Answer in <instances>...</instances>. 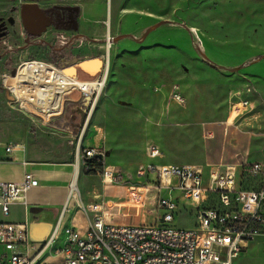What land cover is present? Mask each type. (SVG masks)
<instances>
[{
  "label": "rangeland",
  "instance_id": "374dc122",
  "mask_svg": "<svg viewBox=\"0 0 264 264\" xmlns=\"http://www.w3.org/2000/svg\"><path fill=\"white\" fill-rule=\"evenodd\" d=\"M19 1L0 0V12L18 7ZM27 2L41 9L77 7L78 27L48 26L40 36L31 37L16 18V24L3 30L0 140L31 150L36 158L76 165L78 134L86 118L82 93L68 94L60 115L33 117L9 103L15 97L2 76L14 75L19 64L30 59L57 63L56 54L64 60L59 66L64 70L86 60H100L94 71L77 68L79 79H91L106 70L105 85L79 145L94 146L103 153L101 170L111 171L113 178L84 173L83 179L79 166L80 178L73 189L79 201L72 195L66 200L58 234L44 254L61 246L66 229L79 230L89 223L92 214L83 209L88 204H101L100 214L107 215L108 221H154L159 215L154 207V176L148 177L145 194L146 189L135 188L142 192L140 201L128 193L129 186L140 185L136 169L147 161V142L159 145L162 156L154 160L158 163L199 166L206 153L216 157L219 139L225 143L224 153L234 158L264 160V0ZM172 84L184 94V105L168 97ZM239 103L243 107L239 105L238 110ZM207 130L213 132V139L205 137ZM112 184L113 194L108 190ZM167 191L161 194L169 196ZM178 195L173 189L172 198L180 207L191 206ZM194 221L188 210L175 213L176 226L191 228ZM50 257L59 260L53 254ZM233 264H264V249L250 244Z\"/></svg>",
  "mask_w": 264,
  "mask_h": 264
},
{
  "label": "built area",
  "instance_id": "2783aa9c",
  "mask_svg": "<svg viewBox=\"0 0 264 264\" xmlns=\"http://www.w3.org/2000/svg\"><path fill=\"white\" fill-rule=\"evenodd\" d=\"M106 41L108 44L109 37ZM33 60L22 61L14 75L2 76L4 85L7 78H11L21 92L18 107L29 116L50 118L60 115L66 96L78 91L89 97L84 107L87 121L105 85L106 73L86 80L65 74L60 79H53L48 73H61L64 69L59 66L63 62L35 60L44 65L45 71L41 85L34 88L29 82L17 79L18 69ZM6 87L13 93V101L17 102L13 90L8 85ZM167 95L178 105L186 102L177 84L169 87ZM239 105L242 108L243 103L237 105L238 110ZM85 124L78 134L79 143ZM213 135L210 130L205 133L207 139ZM79 143L77 172L81 166L84 173L87 159L99 154L104 158V154L94 146L80 147ZM16 146L7 144L6 151L12 152ZM144 152L147 161L136 169V175L141 179L138 186L146 189L145 194L149 187L148 177L154 176V207L159 215L149 223H115L106 221L100 214L101 204L83 206L92 218L84 232L65 230L64 242L50 252L59 257L54 264H231L251 242H259L264 248V160L243 158L238 163L211 164L204 169L190 164L155 162L162 152L154 142H147ZM100 174L110 180L113 178L111 171ZM37 185L38 180L29 172L21 182H0L2 213L6 215L10 202L23 200L25 192ZM132 186H129V194L140 201L142 192L135 189L138 186ZM163 189L168 190L169 196L161 194ZM173 189L190 201L191 206L180 207L169 193ZM70 194L79 201L71 185ZM180 210L194 214L193 227L174 224L175 213ZM57 234L56 225L39 244H35L27 238L26 224H0V264H50L44 259V253L54 243Z\"/></svg>",
  "mask_w": 264,
  "mask_h": 264
},
{
  "label": "crops",
  "instance_id": "0c3cea01",
  "mask_svg": "<svg viewBox=\"0 0 264 264\" xmlns=\"http://www.w3.org/2000/svg\"><path fill=\"white\" fill-rule=\"evenodd\" d=\"M20 2V1H19ZM21 4V3H20ZM64 65V60L61 59ZM75 68V75L77 74V65ZM74 105V104H72ZM85 107V104L82 103ZM84 110V109H83ZM228 122L229 119H228ZM233 133V130L229 131ZM214 138V137H213ZM212 138V139H213ZM214 141V140H210ZM14 143L0 140V182H21L24 178L25 173H31L38 180V185L30 187L24 194L23 200L12 201L9 203V211L6 215L2 213L0 206V224H26L27 228V238L29 241L39 244V242L45 237L50 228L58 226V231L60 224L63 218V210L66 200L70 201V185L73 190V184L76 176L79 175L77 172V165H74L70 161L66 162H49L47 160L36 158L32 155L31 150L22 151L18 145L14 148L12 152L6 151L7 144ZM219 144V151L216 154V157L204 155V158L201 161H198L197 164L201 167L206 165L223 163H238L243 158L248 160H260L253 157L245 156L240 158H234L228 152L224 153V142H216ZM16 144V143H14ZM209 144H213L209 142ZM90 146V145H83ZM221 151V152H220ZM225 154V155H224ZM175 164H184V163H175ZM198 166V165H197ZM84 179V173L80 174V177ZM100 176V175H99ZM78 176V179L80 178ZM103 182L105 180H102ZM76 182V187H77ZM106 182H104L105 184ZM75 187V188H76ZM134 186H132L133 188ZM141 188V186H138ZM109 193L113 194L115 189L113 184L109 187ZM177 190V189H174ZM123 195L126 194V190H120ZM173 191V190H172ZM172 191L169 192L172 196ZM178 191V190H177ZM130 191L128 190V193ZM179 192V191H178ZM131 195V194H130ZM173 197V196H172ZM178 197H181L179 192ZM176 198V197H175ZM76 200V199H75ZM77 202V200H76ZM78 204V203H77ZM63 212V213H62ZM58 217L57 222L55 219ZM105 220L108 221L109 218L106 216ZM112 222V221H111ZM118 223V222H115ZM149 223V222H148ZM86 224L82 229L77 231L84 232L87 228ZM65 237V233H64ZM64 241H62L63 243ZM250 244L255 245L259 249H264L263 245L259 242H251ZM249 244V245H250ZM248 245V246H249ZM248 248V247H247ZM244 251L239 254L236 260H232L231 264L238 263L243 256ZM51 254L44 256V259L50 264H54L56 261L50 257Z\"/></svg>",
  "mask_w": 264,
  "mask_h": 264
},
{
  "label": "water",
  "instance_id": "95a60500",
  "mask_svg": "<svg viewBox=\"0 0 264 264\" xmlns=\"http://www.w3.org/2000/svg\"><path fill=\"white\" fill-rule=\"evenodd\" d=\"M16 1V0H12ZM21 4L18 7H12L10 12H17L19 21L22 25L23 30L26 32L28 36L37 37L40 36L48 26H56L57 28L63 29H72L77 30L78 22L76 19L77 13L79 9L77 7H61L54 6L50 9H41L36 3H29L27 0H20ZM55 9L65 10L68 12L67 20L61 21L59 18H54L53 11ZM13 18L10 20V23H13ZM5 26L0 24V36L3 34V30ZM100 64V60H95V66L98 67ZM78 68H84V65L79 63L77 65ZM75 72V68H73ZM89 100L88 96H83L82 101L84 104ZM86 123V120L84 124ZM99 158L102 157L101 154L98 155Z\"/></svg>",
  "mask_w": 264,
  "mask_h": 264
},
{
  "label": "bare ground",
  "instance_id": "6f19581e",
  "mask_svg": "<svg viewBox=\"0 0 264 264\" xmlns=\"http://www.w3.org/2000/svg\"><path fill=\"white\" fill-rule=\"evenodd\" d=\"M108 49H109V43H108ZM108 56H109V54H108ZM82 64L84 65V68L88 69L89 71H94L96 69V67H94L95 66V60H92V61H87L86 60V61H83ZM43 66L44 65L39 64L38 62H29L28 64H26L23 67H20L18 69L17 79H19L20 81H23V82H29L30 84L33 85L34 88H37V86L43 80V78H42L43 77V72L45 71L44 68H43ZM62 74L63 75L64 74L65 75H72V74H74L73 68L63 70L61 73H59V72L58 73L57 72H53V73H50L49 72L48 73V75L51 76L53 79H60V77H61ZM5 83L13 90L15 96L18 97V101L17 102L13 101L12 104H11L12 106H17V104L19 102H21V100H22V98H21V96H22L21 92H19L17 90V86H16L15 82L13 83V81H12L11 78H7V80L5 81ZM90 115L88 116L87 122H88V120L90 118ZM77 178H78V176H76V178H75V181H74V184H73V188L76 187Z\"/></svg>",
  "mask_w": 264,
  "mask_h": 264
},
{
  "label": "flooded vegetation",
  "instance_id": "af4514ba",
  "mask_svg": "<svg viewBox=\"0 0 264 264\" xmlns=\"http://www.w3.org/2000/svg\"><path fill=\"white\" fill-rule=\"evenodd\" d=\"M12 7H15V6H12ZM12 7H9V10H7V11L5 10L3 12H0V24L2 23V26H5V29H7V27H9V26H13L14 24H16L17 19H19L18 13L16 11L10 12V9ZM14 13H17V16H15ZM53 16H54V18L57 17V18L61 19V21H64V20H67V18H68V12L65 10L55 9L53 11ZM12 18L14 21H13V23H10V20H12ZM60 29H63V28H60Z\"/></svg>",
  "mask_w": 264,
  "mask_h": 264
},
{
  "label": "trees",
  "instance_id": "16d2710c",
  "mask_svg": "<svg viewBox=\"0 0 264 264\" xmlns=\"http://www.w3.org/2000/svg\"><path fill=\"white\" fill-rule=\"evenodd\" d=\"M55 57L58 62L62 63V60H59L60 57H58L57 54L55 55ZM101 169L102 158H99L98 155L86 160V169L84 170L85 174H100L102 172Z\"/></svg>",
  "mask_w": 264,
  "mask_h": 264
}]
</instances>
